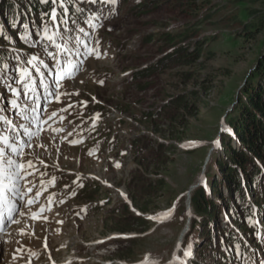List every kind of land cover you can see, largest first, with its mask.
Returning a JSON list of instances; mask_svg holds the SVG:
<instances>
[{"label": "rangeland", "instance_id": "rangeland-1", "mask_svg": "<svg viewBox=\"0 0 264 264\" xmlns=\"http://www.w3.org/2000/svg\"><path fill=\"white\" fill-rule=\"evenodd\" d=\"M155 1L118 0L91 24L85 21L100 6L82 5L90 11L76 18L89 33L84 39L94 51L64 59L76 67L58 89L42 90L35 85L33 91L41 94L44 104L51 96L44 94L56 91L52 108L39 116L42 125L37 130L16 128L28 139L21 148L16 145L19 155L13 157L24 165L20 190H16L23 199L0 231V264H65L70 255L75 264H192V259L200 264H264V208L254 214L258 227L248 235L232 225L224 212L218 215L221 229L233 228L242 245L239 258L237 252L232 260L219 255L211 258L208 252L201 261L190 250L189 262L183 252L194 245L197 235L190 230L193 217L187 216L188 195L203 184L211 165L208 159L220 150L225 116L236 104L246 78L264 58V0L183 4L161 0L158 5ZM250 10L257 15L248 20L245 15ZM43 21L51 23L47 16ZM248 22L257 23L256 29L245 31L242 24ZM16 25L12 30L5 25L8 39L0 38V53L8 59L0 66L11 65L17 56L24 66L25 60L38 55L50 67L54 61L43 52V45L30 47L19 38L30 32L31 39H39L37 25L43 35L41 14H32L24 23L18 19ZM167 38L189 53L200 46V57L191 64L161 62L174 49ZM209 53H213L211 58ZM136 70L147 71L132 78ZM33 76L38 85L40 79L49 77L47 73L36 76L34 71ZM176 99L186 101L189 112L175 110L173 116ZM5 108L9 109L7 94L0 90V109ZM5 115L15 125L26 127L18 113L0 111V116ZM6 127L0 124V131H7ZM232 138L236 146L233 134ZM157 144L165 146V160H151L150 147ZM95 180L108 187L98 188ZM215 180L219 186L218 175ZM143 183L144 194L138 190ZM34 195L40 198L33 207L27 201ZM124 204L134 214L145 204L146 210L140 211L146 223L119 222ZM82 206L87 207L84 213ZM122 234L138 238L106 242ZM121 250L127 257L117 256ZM222 252L228 255L224 248L216 250Z\"/></svg>", "mask_w": 264, "mask_h": 264}, {"label": "trees", "instance_id": "trees-1", "mask_svg": "<svg viewBox=\"0 0 264 264\" xmlns=\"http://www.w3.org/2000/svg\"><path fill=\"white\" fill-rule=\"evenodd\" d=\"M160 1H155V5L160 4ZM176 1L183 4L185 1L191 0ZM48 8H50L49 0L46 4H41L39 0H0V14L3 15L6 24L11 26L16 25L18 17L25 21L30 13H40V10ZM71 10L74 11V9ZM46 13L48 14V11ZM256 15L257 11L250 10L245 16L249 20ZM242 25L248 32L249 29H256L257 23L248 22ZM4 31V25L0 21L1 37L5 35ZM211 39L216 40V37ZM167 40L168 44L172 43L173 47L176 46L177 43H174L173 39L167 38ZM200 48L199 46L189 53L183 47H176L171 53H167L161 62L191 64L200 57ZM212 54L209 53L208 58H211ZM2 57L3 55H0L1 60ZM155 68L152 67L150 70ZM144 72L136 73L134 77L141 76ZM245 81L238 94L236 104L225 116L226 129L220 138L221 154H219L220 151L211 153L209 157L210 169L205 172V185L197 186L190 194V207L193 216L191 231L197 234L194 240L195 253L201 261L207 259L208 252L211 258L219 255L223 260H226L227 257L232 260L235 253L240 252L242 245L235 237L233 229L227 232L221 229L218 222V215L221 212L228 215L232 225L243 234L248 235L258 226L253 214L255 212L262 213L264 208V58L259 59L256 69L249 74ZM172 105L175 106L173 116L175 110L178 113L180 111L189 112L191 109L186 101L180 99L174 100ZM232 134L235 136L236 146L232 145ZM139 142L148 147L144 140H139ZM164 148L163 144L151 146L149 151V156L153 157L151 160H165ZM215 175H218L219 186L216 184ZM134 180L136 183L138 182L137 177ZM161 185L162 182H159L160 187ZM152 186L149 184L148 188H153ZM139 187L141 189L138 190L144 194L146 184L143 183ZM145 204L141 205L142 207L139 209L146 210ZM134 207L138 208L137 205ZM116 210L113 209L111 212L116 213ZM122 210V213L117 217L119 222H134L136 220L146 223V219L135 215L128 205L124 204ZM116 228L120 231L125 229ZM126 229L132 230L130 227ZM135 238L138 237L122 239V241H131ZM218 248H224L228 251V255L223 252L217 254ZM127 255L128 253H123L122 250L117 253L119 258H125ZM195 264L200 263L195 262Z\"/></svg>", "mask_w": 264, "mask_h": 264}, {"label": "snow or ice", "instance_id": "snow-or-ice-1", "mask_svg": "<svg viewBox=\"0 0 264 264\" xmlns=\"http://www.w3.org/2000/svg\"><path fill=\"white\" fill-rule=\"evenodd\" d=\"M39 2L41 4H46L48 0H39ZM51 3L53 5L50 16L51 23L43 21V17L48 14L41 13L44 27L43 35H41L40 26L37 25L36 35L40 37L39 39H31L32 34L30 32L25 33L19 38L30 47L43 45V52L46 53L54 63L49 67L40 56L32 55L30 59L24 61V66L21 65V58L19 56L15 57V62L11 65L3 64L0 66V90L6 92L9 108L17 112L21 118H25L23 117L24 111H40V106L37 104V99L39 97L33 94V89L36 84L33 71L36 76L43 77L45 73H47L48 76L55 75L57 77L52 80L51 86L46 79H40L39 84L42 90H46L48 87L58 89L61 86L59 77L60 71L63 70L62 65H64V59L67 58L70 61L72 56L78 58L81 55H90L91 52L94 51L89 48V42L84 39L89 33L85 28L80 26L76 18L77 15L90 11L82 7V5L87 3L100 6L95 12H91V19L85 21V23L91 24L93 20L103 15L107 5H116L118 4V0H51ZM59 9H63V11L60 12ZM71 9H74V11ZM112 11L114 13L115 9L113 8ZM53 26H55L54 29ZM25 27L27 28L28 26L25 25ZM77 33H82L83 35H77ZM76 45H79V47H76ZM50 47L56 49V51H50ZM83 49L87 51H82ZM97 58H99V54H97ZM73 67L76 66L73 65ZM53 70L56 71L53 72ZM48 94L56 96V91L49 92ZM21 100L24 101L23 105L20 103ZM8 110V108L0 109V111L5 113ZM98 117L99 114H97V118ZM0 124L8 125L6 130L10 132H14L17 127H20L24 131L27 130L23 125H15L6 115L0 116ZM221 130L225 131L223 128ZM6 140L10 141L11 145H9ZM18 143V139L12 136L5 138L4 134L0 133V201L3 200L6 179L12 181L23 179L21 172L24 170V165L18 160L13 159L14 156L19 155V151L16 148ZM29 164H31V162H29ZM13 187L15 188V184ZM21 199H23V196H21ZM27 203L32 204L34 200L29 199ZM9 219L11 220V217ZM0 227H2V225H0ZM189 255V251L185 250L184 256L187 257ZM236 255L237 258H239L240 253L237 251Z\"/></svg>", "mask_w": 264, "mask_h": 264}]
</instances>
